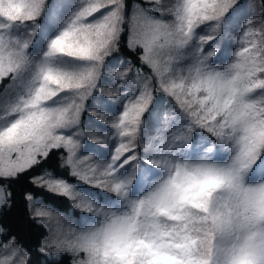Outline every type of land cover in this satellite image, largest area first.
<instances>
[{
	"label": "snow or ice",
	"instance_id": "snow-or-ice-1",
	"mask_svg": "<svg viewBox=\"0 0 264 264\" xmlns=\"http://www.w3.org/2000/svg\"><path fill=\"white\" fill-rule=\"evenodd\" d=\"M4 81L0 206L28 180L40 252L264 264V0H0Z\"/></svg>",
	"mask_w": 264,
	"mask_h": 264
},
{
	"label": "trees",
	"instance_id": "trees-1",
	"mask_svg": "<svg viewBox=\"0 0 264 264\" xmlns=\"http://www.w3.org/2000/svg\"><path fill=\"white\" fill-rule=\"evenodd\" d=\"M133 2L135 0H129V4ZM242 2H252L259 5L260 0H242ZM257 11H259V8H257ZM235 36L236 33H233V37ZM6 83L4 81V84H0V88H3ZM49 163L55 167L59 166V161L55 158L50 160ZM31 187L33 186L24 178L12 185L15 198L14 201L9 202L10 207L9 204L0 206V229L16 236L18 244L29 252L30 264H48L49 261H57L58 264H72L73 256L70 253L57 255L55 253L45 254L39 251L41 241L48 233L46 228L38 227L37 222L31 219V209L21 196L24 189ZM40 191L39 189L36 190L37 199H39ZM64 206L71 209V205L67 201H64ZM68 214L71 215L70 212ZM78 215L76 212L75 216ZM3 238V236H0V239Z\"/></svg>",
	"mask_w": 264,
	"mask_h": 264
},
{
	"label": "rangeland",
	"instance_id": "rangeland-1",
	"mask_svg": "<svg viewBox=\"0 0 264 264\" xmlns=\"http://www.w3.org/2000/svg\"><path fill=\"white\" fill-rule=\"evenodd\" d=\"M7 83H8V81H6ZM6 83V84H7ZM4 88V87H3ZM3 88H0V93H2L3 92ZM89 143H91V142H89ZM31 209V208H30ZM79 215L78 216H72L71 217V223H72V226H74V227H78L79 226V224H78V218L80 217V213L79 212H77ZM65 227H67V224L65 225ZM51 253H54V251L53 252H51ZM71 254V253H70Z\"/></svg>",
	"mask_w": 264,
	"mask_h": 264
}]
</instances>
